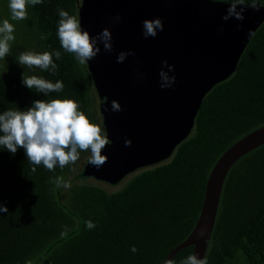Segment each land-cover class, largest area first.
I'll list each match as a JSON object with an SVG mask.
<instances>
[{
  "label": "trees",
  "instance_id": "16d2710c",
  "mask_svg": "<svg viewBox=\"0 0 264 264\" xmlns=\"http://www.w3.org/2000/svg\"><path fill=\"white\" fill-rule=\"evenodd\" d=\"M261 3L264 0H257ZM59 9L79 18L78 0H43L27 6V19L19 22L22 37L11 48L13 60L0 65V113L24 110L37 99L71 98L104 129L87 64H79L60 45ZM24 51L53 53L55 74L20 65L18 57ZM55 51H60V59ZM24 74L53 83L60 80L63 91L45 96L30 90L21 82ZM262 125L264 20L235 70L205 94L190 133L172 155L134 170L116 191L83 175L90 152H81L74 165L63 169L57 166L50 172L39 165L32 172L23 148L14 155L0 148V203L8 208L0 213V264H161L194 228L216 160ZM85 156L83 166L71 176ZM56 177L70 181L71 187L57 188L52 182ZM88 220L94 228L86 227ZM192 253L189 245L171 259L180 264ZM204 258L207 264H264V143L228 170Z\"/></svg>",
  "mask_w": 264,
  "mask_h": 264
},
{
  "label": "water",
  "instance_id": "95a60500",
  "mask_svg": "<svg viewBox=\"0 0 264 264\" xmlns=\"http://www.w3.org/2000/svg\"><path fill=\"white\" fill-rule=\"evenodd\" d=\"M82 29L97 38L104 28L112 34V51L104 50L87 63L99 96V112L111 144L102 154L107 162L99 169L87 162L83 175L116 184L134 170L168 159L190 133L205 94L236 68L250 40L264 20L249 3L242 21H225L229 3L217 0H78ZM120 19L117 20L116 17ZM159 17L163 31L145 38L143 21ZM132 50L123 63L121 51ZM173 66L170 70L162 62ZM175 76L174 84L161 88L159 72ZM117 100L122 110H111ZM130 139V146L124 141ZM264 143V125L245 134L216 160L206 181L201 210L185 240L173 247L161 264L182 248L193 245L203 259L214 226L222 186L230 167L244 154Z\"/></svg>",
  "mask_w": 264,
  "mask_h": 264
},
{
  "label": "clouds",
  "instance_id": "9594fccd",
  "mask_svg": "<svg viewBox=\"0 0 264 264\" xmlns=\"http://www.w3.org/2000/svg\"><path fill=\"white\" fill-rule=\"evenodd\" d=\"M229 3L227 14L222 17L227 21L234 17L236 20L244 19L242 7L237 11V5L244 6L246 0H223ZM43 3V0H9L8 7L11 12V20L18 21L27 19V6ZM254 10L259 11L261 3L251 0L250 5ZM60 17L57 28V35L63 50L73 54L77 62L81 65L87 64L95 58L101 51L97 46V39L103 41L104 50L112 51V34L108 28H104L97 38H93L87 30L82 29L81 18L70 15L64 9L58 10ZM120 19L119 16L116 17ZM163 22L157 17L155 19H145L143 21V35L145 38L156 37L157 31H163ZM14 25L9 19H4L0 23V59H4L11 51V41L15 40ZM248 35L252 37L254 32L249 30ZM42 39L46 38L44 36ZM56 59L61 58L60 51L54 53ZM129 55H135L132 50L121 51L117 56V62L123 63ZM53 53L48 51L35 52L24 51L18 57V63L28 68H39L42 71L51 70L53 74L57 71V64L53 61ZM165 66L173 69L165 60ZM161 77V88L171 87L176 77L168 76L166 72H159ZM22 84L28 89H34L38 93L47 96L49 93H59L63 91V82L50 80L33 75H23ZM111 110L119 112L122 110L117 100L111 101ZM102 123V122H101ZM112 141L104 129L93 122L84 111L80 110L78 102L71 98L37 99L30 107L24 110L19 108L8 109L0 113V148H4L13 155L18 148H23L27 160L33 165L31 171H36V166L43 165L48 171H55L59 166L61 169L69 164H75L81 152H90L88 163L101 168L108 160L107 155L102 154V150ZM125 146H130L132 141L126 139ZM57 188L71 187L70 181H65L63 177H56L52 181ZM8 212V208L0 203V213ZM88 229L95 227L93 221L85 222ZM131 251L135 253L137 248L133 246ZM165 264H175L172 259H167ZM180 264H207V259H198L196 254H190Z\"/></svg>",
  "mask_w": 264,
  "mask_h": 264
},
{
  "label": "rangeland",
  "instance_id": "374dc122",
  "mask_svg": "<svg viewBox=\"0 0 264 264\" xmlns=\"http://www.w3.org/2000/svg\"><path fill=\"white\" fill-rule=\"evenodd\" d=\"M8 4H9V0H0V23L3 22L4 19H9L10 23H12L14 25V33L13 35L15 36V40L14 41H11L10 44H11V48L13 45L16 44V42L20 41V38L22 37V31H21V28H20V20L18 21H14V20H11V12H10V9L8 7ZM17 45H15L14 47H16ZM14 56V55H13ZM13 56L11 57V51L10 53L4 58V59H0V65L3 64L4 62L7 63L8 61L10 60H13ZM4 63V64H5ZM98 110H99V101H98ZM99 115H100V119H101V114L99 112ZM90 155V154H89ZM88 155V156H89ZM87 159V156L83 157L73 168H72V173H71V176L76 172V170L80 169L84 162L86 161ZM137 171H134L130 174H128L126 177H124L121 181H119L118 183L116 184H109V183H106V182H101V181H96L94 179H88L89 181H93L95 183H98L100 184L101 186H103L105 189H107L108 191H116L118 189H120L126 182L127 180L133 175L135 174Z\"/></svg>",
  "mask_w": 264,
  "mask_h": 264
}]
</instances>
